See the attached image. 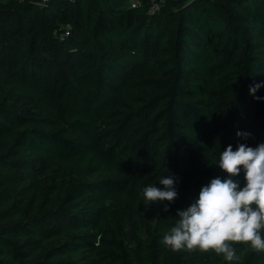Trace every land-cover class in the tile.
Here are the masks:
<instances>
[{"label":"trees","instance_id":"16d2710c","mask_svg":"<svg viewBox=\"0 0 264 264\" xmlns=\"http://www.w3.org/2000/svg\"><path fill=\"white\" fill-rule=\"evenodd\" d=\"M158 3L0 0V264H228L160 238L221 149L264 142V0Z\"/></svg>","mask_w":264,"mask_h":264},{"label":"clouds","instance_id":"9594fccd","mask_svg":"<svg viewBox=\"0 0 264 264\" xmlns=\"http://www.w3.org/2000/svg\"><path fill=\"white\" fill-rule=\"evenodd\" d=\"M262 87L264 81L254 82L249 94L264 100L256 95ZM236 135L246 139L251 134L238 130ZM213 165L222 175L210 178L186 208L176 210L160 243L172 251H211L228 264L238 259L234 242L264 252V142L228 144ZM156 181L143 188V204L158 202L168 211L178 196L176 177L163 173Z\"/></svg>","mask_w":264,"mask_h":264},{"label":"built area","instance_id":"2783aa9c","mask_svg":"<svg viewBox=\"0 0 264 264\" xmlns=\"http://www.w3.org/2000/svg\"><path fill=\"white\" fill-rule=\"evenodd\" d=\"M43 1H47V0H43ZM151 2H152V5L150 8V12H155V10H157L159 7L158 0H151Z\"/></svg>","mask_w":264,"mask_h":264},{"label":"rangeland","instance_id":"374dc122","mask_svg":"<svg viewBox=\"0 0 264 264\" xmlns=\"http://www.w3.org/2000/svg\"><path fill=\"white\" fill-rule=\"evenodd\" d=\"M1 1H6V0H1Z\"/></svg>","mask_w":264,"mask_h":264}]
</instances>
